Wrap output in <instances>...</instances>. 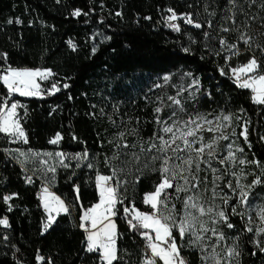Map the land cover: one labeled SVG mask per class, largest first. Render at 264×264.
<instances>
[{
	"label": "trees",
	"instance_id": "1",
	"mask_svg": "<svg viewBox=\"0 0 264 264\" xmlns=\"http://www.w3.org/2000/svg\"><path fill=\"white\" fill-rule=\"evenodd\" d=\"M262 4L264 0H237L235 6L228 0H0V101H20L18 118L27 138L13 143L0 132V219L6 217L9 223L0 225V264H105L99 252L86 251L88 233L81 227L83 213L99 201L98 176L112 177L113 188L119 184L114 207L119 259L113 264H141V231L149 229L134 230L128 220L133 208L152 211L144 197L160 182L161 174L152 171L160 161L153 163L151 157L161 153L156 148L149 151L151 144L160 145L162 129L173 120L185 128L186 121L199 124L223 115L232 118L225 134L198 131L192 137H203L204 144L215 140L211 167L217 172L201 163L198 188L179 194L167 190L168 209L175 205L172 214L177 221L184 216L188 196L205 209L213 208L204 215L193 210L203 240L192 244L187 235L181 240L176 229L173 236L188 264H210L213 255L221 264H264V231L259 229L264 223L257 225L253 217L255 212L264 213V105L253 101L251 89L240 88L230 78L231 69L253 56L260 64L258 73L264 74ZM169 9L190 15L194 23L180 19L179 31L161 24ZM226 9L235 12L236 24L225 19L233 14ZM76 10L79 16L73 15ZM222 27L247 33L251 46L237 40L239 33L223 32ZM222 37L239 42L243 51L227 60L219 44ZM8 68L50 70L52 76L40 83V94L10 95L1 82ZM164 75L170 83L178 78L196 82L194 95L185 104L188 114L156 112ZM184 88L187 94L190 90ZM245 129L247 140L242 135ZM57 134L58 143H50ZM14 148L27 153L60 151L71 159L53 172L39 162L22 164ZM227 151L235 154L234 176L219 163ZM76 155L78 160L73 159ZM168 155L173 156L170 150ZM27 173L34 178L31 184L25 180ZM214 176L221 177L215 184ZM257 179L260 183L254 184ZM42 186L68 207L47 230L39 195ZM241 190L248 194L244 202ZM7 194L13 198L6 203ZM221 210L232 228L215 215ZM160 212L168 215L163 208ZM201 224L209 231L204 232ZM221 233L224 239L219 240ZM233 247L239 255L228 257L227 250ZM205 256L209 259H202Z\"/></svg>",
	"mask_w": 264,
	"mask_h": 264
},
{
	"label": "snow or ice",
	"instance_id": "2",
	"mask_svg": "<svg viewBox=\"0 0 264 264\" xmlns=\"http://www.w3.org/2000/svg\"><path fill=\"white\" fill-rule=\"evenodd\" d=\"M228 2L233 6L237 4V0H228ZM252 2L254 3L255 0H252ZM261 7H264V4H262ZM240 10L243 11L242 8ZM168 11L172 13V15L168 17V19L170 21L176 20V13L172 9H169ZM226 11H232L233 14L231 16L226 17L225 19L230 20L233 24H236V20L234 18L235 12L232 9H226ZM80 14L81 13L79 10H76L73 13V15L76 16H79ZM212 14L214 15V13ZM184 19L185 22L188 24L194 23L190 15H185ZM253 19H256V17H253ZM9 22L11 23V21ZM170 26L173 27L175 30L179 31V25L171 24ZM194 26L196 28L202 27L200 23H195ZM211 26V22H208V27ZM221 31H235L239 33V35L237 36L238 41L244 42L246 45H249V47L251 46L250 41L252 40V37L249 36L247 33L240 32L239 28L230 29L227 27H222ZM205 35L207 36V33ZM261 35H264V33H261ZM220 44L222 46L227 45L229 50L235 49L236 51L234 52V54L239 55L237 44H228L226 38L223 37L220 38ZM185 51H187V49H185ZM262 51H264V48H262ZM259 68L260 64L258 63L256 57L253 56L251 59H249L246 64L242 65L239 68L232 69V72L235 74L236 81L238 82L241 80L242 74L247 75L249 77L247 80L240 82L239 87L251 89L252 92L255 94L252 97L253 101L257 104L264 105V74L258 73ZM252 73H256V75H250ZM50 74V70H48L47 72H41L39 70L33 71L28 69L20 70L10 68L8 70V73L2 76V80L3 84L7 87L9 93H18L20 96H33L37 94L36 89H38V85L35 84L34 78L36 76L46 77ZM55 87L56 86L53 85V89H55ZM65 87H67V85H65ZM174 102L176 104L180 103V101L178 100ZM3 106L5 108L9 107L7 101H4ZM16 109L17 104L12 103L10 106V110H8L6 114H4L2 118H0V132L23 137L26 142L27 138L25 136V133L19 121L15 119L17 115ZM160 111L161 109H156V112ZM223 118L224 120L231 119L230 116H224ZM164 123H166V121ZM207 123L211 124V121H207ZM188 124H196V121H186L185 127H187ZM202 127V124H196L195 128H189L187 131L181 130L178 136L174 132L175 124L172 126H166L162 129V131L164 133H171L172 135L170 136V138L168 140H165L163 136H160V145L157 146V144L153 143L149 148V151H151L152 148H156L157 152L161 153V155H153L151 157V161L153 163L155 161H160L159 168H152V171H157L161 174L160 182L156 185L155 190L152 193H149L144 197V202L151 206L153 212L151 214L143 213L133 208L131 210L133 212V216L131 219L128 220L130 228L137 231H140L141 229H150L151 233H154L153 236L152 234H150L149 231H141V235L147 241V247L151 251V256L146 260L145 264H156V258H159L161 261H163V264H187L185 259L180 255V249L177 245L175 237L173 236V229L177 230L181 240H183L186 235L188 236L192 244H198L200 241L203 240V236H201L196 230L198 217L195 216L191 210L194 209L200 215H204L212 213L214 211L213 208L209 207L205 209V207L202 204L197 203L192 196H188L183 202L185 209L184 216L182 219L177 221L174 215L172 214L175 209V205H172V209H168V201L170 199V194L167 192L168 189H174L175 192L179 194L180 192H190L193 188H198V173L201 171V163L207 164L208 168L214 174L217 172V169L211 167V160L215 156V140L210 143L204 144L203 137H199L196 140L192 141L188 139V137H196L197 132ZM208 131L211 132L213 131V129L209 127ZM246 133L247 129H245L242 133V135H244L245 137V140H247ZM60 139V135L57 134L56 138L51 140L50 143L56 144ZM177 139L182 140V143L184 145L183 148H180L179 146H177L176 148H172V145L176 143ZM219 139L227 140L228 137L221 136L219 137ZM197 142H199L201 146L194 148L193 144ZM126 146L127 145H125V147ZM169 149H171L173 154H176L179 151H194L196 153V156L192 157L191 155H189L187 158H184L176 155L175 159L180 162L173 163V156L168 155ZM206 149L209 150L207 152V160L203 159V154L205 153ZM239 151H243V149H239ZM57 155L62 156L63 154L57 153ZM234 158L235 154L232 152H229L228 156L226 157V159L228 160H233ZM240 162L244 163V161ZM219 163L224 164L225 160L221 159L219 160ZM145 167H147V165H145ZM49 170L53 172L55 171L54 168ZM185 173H187V175H185ZM113 175H115V171L113 172ZM220 178L221 177L219 176H214L213 184H215V181ZM110 179H112V177L110 176L97 177V181L100 185V202L86 210L81 217L83 221L90 222L91 229H97L98 225L103 224V227L99 228L98 231H89L85 227V224H82L81 227H85V231L88 232V235L86 237V251L99 252L100 258L105 262V264H113L114 261H117L119 259L117 255L118 250L116 247L115 240L116 225L111 220H109V215L115 214L112 209L118 202L117 188L119 187V184L117 185V188L106 187L105 184ZM27 180L28 182H31V177H27ZM180 181H183V183H180ZM206 181L207 178L205 177V182ZM253 183H260V180L257 179L253 181ZM227 186L229 188L232 187L230 183ZM212 191L213 196H215V188H213ZM44 193L46 195L43 197V207L48 212V223L44 224V229L47 230L51 226V223L54 222V216L52 215V213H58L60 211L67 212L68 208L65 206L64 202L60 200L59 197H56L49 193L47 188H44ZM247 195L248 194L246 192L241 190V192L239 193L241 202H244L246 200ZM161 197H163V199ZM12 198V196L3 197L6 203ZM119 202L123 203L122 200ZM226 202L227 200H225V203ZM161 208L168 210V215H163V213L160 212ZM9 210H11V208H9ZM125 212H129V209L125 208ZM233 212H235V209H233ZM215 215L219 217L221 221L226 223L228 228L233 227L231 223H228V217L226 216L223 210L216 212ZM262 218H264V213H262ZM134 220L138 223H133ZM104 221H108V223H104ZM215 222L216 221L214 220V223ZM0 225H4L6 227L9 226L8 219L6 217L0 219ZM200 228L204 232L209 231V229L204 227L203 224L200 225ZM211 231L213 235L217 234L215 228L211 229ZM248 231H252V229L249 228ZM261 231H264V229H261ZM218 239H224L222 233L218 235ZM201 250L203 251V248H201ZM234 254L237 256L239 255V253L236 252L235 247L227 250L226 255L228 257H231ZM37 259L43 260L44 258L38 256ZM202 259L207 260L209 259V257L205 256L202 257ZM211 259L213 261V264H221L220 259H218L215 255H213Z\"/></svg>",
	"mask_w": 264,
	"mask_h": 264
},
{
	"label": "rangeland",
	"instance_id": "3",
	"mask_svg": "<svg viewBox=\"0 0 264 264\" xmlns=\"http://www.w3.org/2000/svg\"><path fill=\"white\" fill-rule=\"evenodd\" d=\"M10 68H8L7 70H5L6 72L4 74L1 75V82L3 83L2 80V76L6 75L8 73V70ZM11 69H28V70H39L41 72H47L48 70H40V69H31V68H11ZM51 73V72H50ZM256 75V73H254ZM251 75V74H250ZM52 73L50 75H47L46 77H41V76H36L35 79V84L38 85V89H36L37 94L41 93V82L48 80L49 78H51ZM247 76V75H246ZM164 79V83L160 86V93L161 96L157 97V100L160 101V103H158V108L161 109V111L158 114H188L186 108H185V104L187 103V100L190 99L193 95H194V91H192V89L195 87L196 82L195 81H182L181 78L176 79L174 82H169L170 77L167 75H164L162 77ZM184 85L186 86V88H188L190 91L187 94H184ZM156 88V87H155ZM153 89V90H158V89ZM10 95H14V94H18V93H9ZM253 95V94H252ZM23 97H28V96H23ZM156 100V101H157ZM180 101L179 104H176L174 101ZM4 101L6 100H2L0 101V118H2V116L4 114H6V112L8 110H10V106L12 103H16L17 104V109H16V117L15 119H17L19 121L18 118V108L21 105L20 101H14L10 104H8V108H5L3 106ZM224 116H229V115H223L220 118H216V119H209V120H203L201 121L199 124H202L203 127L199 129V131H208V128L211 127L213 129L212 132H219V134L222 133H226L228 131V129L231 126V122H232V118L230 120H224ZM231 117V116H230ZM207 121H211V124L207 123ZM20 123V121H19ZM175 124V128H174V132L176 133V135L179 136L180 131H187L188 128H184V126L182 127V125H179L178 123H176V120H173L170 124H165L166 126H172ZM21 125V124H20ZM196 127V126H195ZM194 126L191 128H195ZM4 133V132H2ZM8 134L10 136V140L13 143H22L23 141H25V139L23 137H19L17 135L14 134H9V133H5ZM172 134L171 133H162L161 136L164 137L165 140H168L170 138ZM188 139L190 141L193 140L192 137H188ZM177 146H179L180 148H183L184 145L182 143L181 139H177L176 143L172 145V148H176ZM193 147L196 148L197 146L195 145V143L193 144ZM171 151V149H169ZM208 149H206L205 151L207 152ZM13 152L15 153V156L20 160V162L24 165H29V164H34L36 162L41 163L46 169H55L56 167L62 165L67 159H71L70 155L60 152V151H55V152H40V153H27L22 151L19 148H14ZM172 152V151H171ZM231 151H227L226 154ZM23 153V155H22ZM57 153H62L63 155H57ZM173 154V153H172ZM206 153H204L203 155H205ZM228 154L226 155V157L228 156ZM180 156V157H184L187 158L189 155H191L192 157L196 156V153L194 151H179L176 154H173V156ZM226 157L222 158L225 160L224 164H221V168L225 169L226 171H229V173L234 176L236 175V173H232L233 167H234V162L233 160H228L226 159ZM80 155H76L74 156V160L75 159H79ZM175 163H179L180 161L178 160H174ZM44 188L48 189V192L51 193L52 195L59 197L56 193H54L50 188L46 187V186H42V192L40 193V197H41V201H42V205H43V197L46 195L44 193ZM60 198V197H59ZM60 200H62L60 198ZM63 201V200H62ZM64 202V201H63ZM65 204V202H64ZM66 206V204H65ZM44 210L47 213V217H48V212L47 210L44 208ZM194 209H192L191 211L193 212ZM63 211H60V213ZM194 214V212H193ZM52 215H56V213H52ZM195 215V214H194ZM254 218H256V221L258 223H256L257 225H259V223H264V218H262V213L258 214L255 212V215L253 216ZM109 220H111L113 223L116 222L114 220V218H112V216L109 215ZM253 220V218H252ZM48 222V219H47ZM104 223H108V221H104ZM83 224H85V227L89 230V231H98L99 228L103 227V224L98 225L97 229H91V224H88L87 222L83 221ZM259 229L260 228L259 226ZM149 231H151L149 229ZM116 232V229H115ZM88 233V232H87ZM116 238V237H115ZM218 258V257H217ZM210 264H213V261H210Z\"/></svg>",
	"mask_w": 264,
	"mask_h": 264
},
{
	"label": "built area",
	"instance_id": "4",
	"mask_svg": "<svg viewBox=\"0 0 264 264\" xmlns=\"http://www.w3.org/2000/svg\"><path fill=\"white\" fill-rule=\"evenodd\" d=\"M172 15V13L171 12H169L163 19H162V22H161V24H165V25H168L170 28H172L173 30H175L173 27H171L170 25L171 24H175V25H179V29L181 28V24H180V19H183L185 16L184 15H177V19L176 20H172V21H170L169 19H168V17L169 16H171ZM227 43L228 44H237V46H238V50H239V54L243 51L242 49H240V44H239V42H237V41H228L227 40ZM219 44H220V42H219ZM220 47L221 48H223V50H225V52H226V54H227V57H226V59L227 60H230L231 59V57L233 56V55H235L234 54V52L236 51L235 49H233V50H229L228 49V47H227V45H221L220 44ZM230 78L236 83V84H239L240 82H243L244 80H247L248 79V76H246V75H241V80L238 82V81H236V78H235V74L232 72V69H231V71H230ZM27 177H31V182H28V180H27ZM25 180L27 181V183H33L34 182V178H33V176L31 175V174H29V173H27V175L25 176ZM106 187H114V185H113V181L110 179L109 181H107L106 182ZM42 192V187H40V191H39V195H40V193ZM6 196H11V195H9V194H7ZM153 212V209H152V211H150V214ZM159 214V213H158ZM136 223H138L137 221H136ZM128 226H129V224H128ZM130 227V226H129ZM143 237V236H142ZM144 238V237H143ZM143 251H144V253H143V257H142V262H141V264H145V262H146V260L151 256V251H150V249L147 247V241L144 239L143 240ZM184 259H185V261L187 262V264H188V262H189V260H188V258H186V257H184V256H182ZM156 264H163V261H161L159 258H156Z\"/></svg>",
	"mask_w": 264,
	"mask_h": 264
},
{
	"label": "crops",
	"instance_id": "5",
	"mask_svg": "<svg viewBox=\"0 0 264 264\" xmlns=\"http://www.w3.org/2000/svg\"><path fill=\"white\" fill-rule=\"evenodd\" d=\"M241 67V66H240ZM239 68V67H238ZM251 75H255L254 73H252ZM249 78V77H248ZM252 91V90H251ZM252 94H253V96L255 95L253 92H252ZM97 185H98V191H99V194H100V185H99V183L97 182ZM105 186H106V184H105ZM146 196V195H145ZM100 202V198H99V201L97 202V203H99ZM97 203H95L94 205H96ZM93 205V206H94ZM116 205V204H115ZM92 206V207H93ZM67 207V206H66ZM115 207V206H114ZM68 208V207H67ZM91 208V207H90ZM112 211L114 212V208L112 209ZM140 212H143V213H149L150 214V212H146V211H140ZM53 213H56V215H54V220H55V218H56V216L60 213V212H53ZM61 213H63V212H61ZM110 216H112V218H114V215H110ZM82 222H83V220H82ZM48 223V222H47ZM53 223V222H52ZM51 223V224H52ZM88 224H90V222H87ZM153 236H154V233H153ZM115 240H116V238H115Z\"/></svg>",
	"mask_w": 264,
	"mask_h": 264
}]
</instances>
